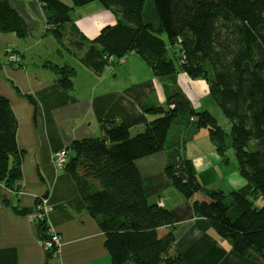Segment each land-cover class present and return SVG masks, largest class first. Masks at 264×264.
<instances>
[{"label":"trees","instance_id":"1","mask_svg":"<svg viewBox=\"0 0 264 264\" xmlns=\"http://www.w3.org/2000/svg\"><path fill=\"white\" fill-rule=\"evenodd\" d=\"M89 1L38 0L46 33L58 42V53H74L95 75L134 53L166 92L165 106H143L154 117L141 131L131 134L123 123L107 120L105 137L76 140L66 149L64 168L104 234L109 264L128 260L180 264V257L170 253L173 233H159L160 227L172 223L171 213L147 200L135 163L161 151L167 155L165 172L175 189L191 200L194 212L207 219L235 252L264 262V0H97L114 12L115 20L91 38L72 21L75 9ZM0 32L14 33L21 40L29 35L9 0H0ZM168 47H179V53H169ZM44 63L58 85L70 91L75 68ZM179 72L207 82L227 128L193 105L177 83ZM191 123L205 129L222 161L228 160L226 150L232 149L237 172L251 186L248 198L235 190L225 193L200 184L185 154L184 134ZM174 128L180 134L173 140ZM16 132L17 118L9 100L0 94V189L20 188ZM200 191L208 198L195 197ZM252 199L261 202L257 205ZM40 204L35 212L16 207L14 211L36 213ZM36 220L43 239L46 218Z\"/></svg>","mask_w":264,"mask_h":264},{"label":"crops","instance_id":"2","mask_svg":"<svg viewBox=\"0 0 264 264\" xmlns=\"http://www.w3.org/2000/svg\"><path fill=\"white\" fill-rule=\"evenodd\" d=\"M9 4L26 24L29 35L21 40L14 33L0 32V94L9 100L17 118L22 170L18 191L0 189V264H109L102 230L87 211L72 174L65 168H56L53 155L69 148L73 141L105 137L107 120L123 123L131 134L141 131L154 117L143 106H165L163 83L134 53L95 75L71 52L58 53V42L46 33L45 16L38 0H9ZM114 20L112 10L92 0L75 9L72 21L91 38ZM39 44L44 46L38 47ZM6 48L19 54V60L9 61ZM45 61L75 68L70 91L58 85ZM177 83L196 108L223 119L205 80L180 75ZM202 132L206 150L199 147L193 157L187 141ZM179 134V128H174L170 139ZM184 138L185 154L204 188L227 192L233 186H244L248 190H239L245 194L249 191L250 185L237 172L236 163L234 170L227 173V166H223L227 161L215 152L205 129L191 123ZM135 163L147 200L159 203L171 213L172 223L160 227L159 233H173L170 253L180 257V264H264L235 252L207 219L194 212L191 200L175 189L165 172V152L141 157ZM207 175L211 178L207 179ZM195 197L208 198L203 191ZM43 200L49 206L46 225L60 238L59 250L52 255L41 245L37 220L14 211V207L34 210ZM123 264L136 263L128 260Z\"/></svg>","mask_w":264,"mask_h":264},{"label":"rangeland","instance_id":"3","mask_svg":"<svg viewBox=\"0 0 264 264\" xmlns=\"http://www.w3.org/2000/svg\"><path fill=\"white\" fill-rule=\"evenodd\" d=\"M99 2V1H98ZM100 3V2H99ZM44 44V43H43ZM43 44H39L38 45V47H41V46H44ZM45 45H48V44H46L45 43ZM65 52H68V51H65ZM168 52L169 53H176V54H178L179 53V47H174V48H170V47H168ZM7 53V56H8V58H9V55L10 54H14V55H17V53H15L14 51H13V49L11 48V49H9V51L8 52H6ZM19 55V54H18ZM27 55H28V53H27ZM73 55H74V53H73ZM172 55V54H171ZM20 56V55H19ZM75 57H76V55H74ZM121 61V60H120ZM119 61V62H120ZM111 63V62H110ZM109 66H113V65H109ZM109 66H107V67H109ZM180 75H185L184 73H177V77H176V79H177V81H178V77H180ZM131 76H133V72L131 73V75H130V77ZM186 76V75H185ZM219 122L221 123V125L224 127V128H227L228 127V124H227V122H226V120H222V117H219ZM206 132V131H205ZM227 138V140L229 139L228 137H226ZM230 140V139H229ZM187 147H188V149H191V151H189V153L194 157L195 155H196V153H198L199 152V147H201V148H204L205 149V147H206V139H205V137H204V133L202 132V134H200L199 136H197L196 138H194V139H189L188 141H187ZM206 150V149H205ZM226 153H227V156H228V160H227V163L226 164H224L223 166H227V173L228 172H232L233 170H234V166H235V157H234V154H233V151H232V149L231 148H228L227 150H226ZM230 156H231V159H229L230 158ZM222 166V165H221ZM206 178L208 179V178H211V176L210 175H207L206 176ZM232 188H234L233 190H235L237 193H239V194H242V195H244V196H247V198H248V196H249V192H250V190H251V186H250V189H249V191L247 192V190H248V188L247 187H244V186H239V187H237V186H233ZM239 188L240 189H246L247 188V190H243V191H245V192H247L246 194L245 193H242L240 190H239ZM205 189H209V190H212V189H210V188H205ZM230 191V190H229ZM229 191H227V192H225V193H228ZM229 197V196H228ZM252 202L253 203H255V204H259V202H261L260 200H257V199H252ZM159 204V203H158ZM262 204H264V203H262ZM60 247V246H59ZM59 249V248H58ZM58 249H57V251L55 252V253H57L58 252ZM54 253V254H55ZM52 255V254H51Z\"/></svg>","mask_w":264,"mask_h":264},{"label":"built area","instance_id":"4","mask_svg":"<svg viewBox=\"0 0 264 264\" xmlns=\"http://www.w3.org/2000/svg\"><path fill=\"white\" fill-rule=\"evenodd\" d=\"M6 51L8 52L9 49H7ZM8 59L10 61L16 62L19 60V56L14 55V54H10ZM67 158H68V153L65 149H60V150L56 151L53 155V163H54L55 167L56 168H64V166L67 162ZM44 201L45 200H43L40 204L41 210H39V212L29 214L30 218H33V217L35 219L46 218L45 216L47 214V210H48L49 206L47 205V202L46 201L44 202ZM40 241H41V245H42L43 249L48 253L51 251L56 252L60 246L59 235L49 226H47V229H46V237H44Z\"/></svg>","mask_w":264,"mask_h":264},{"label":"clouds","instance_id":"5","mask_svg":"<svg viewBox=\"0 0 264 264\" xmlns=\"http://www.w3.org/2000/svg\"><path fill=\"white\" fill-rule=\"evenodd\" d=\"M7 49H9V48H6V50H7ZM6 52H7V51H6ZM17 55H18V54H17ZM18 56H19V55H18ZM19 58H20V56H19ZM9 61H10V60H9ZM12 62H13V61H12ZM63 149H65V148H63ZM65 150H66V149H65ZM66 151H67V150H66ZM67 153H68V152H67ZM64 167H65V166H64ZM61 169H62V168H61Z\"/></svg>","mask_w":264,"mask_h":264}]
</instances>
